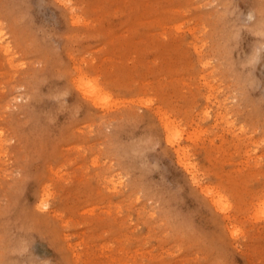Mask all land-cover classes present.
I'll return each mask as SVG.
<instances>
[{
	"label": "rangeland",
	"instance_id": "374dc122",
	"mask_svg": "<svg viewBox=\"0 0 264 264\" xmlns=\"http://www.w3.org/2000/svg\"><path fill=\"white\" fill-rule=\"evenodd\" d=\"M57 1L0 0V264H264V0Z\"/></svg>",
	"mask_w": 264,
	"mask_h": 264
},
{
	"label": "bare ground",
	"instance_id": "6f19581e",
	"mask_svg": "<svg viewBox=\"0 0 264 264\" xmlns=\"http://www.w3.org/2000/svg\"><path fill=\"white\" fill-rule=\"evenodd\" d=\"M59 1L62 2V4H63V3H66V1H68V0H59ZM59 1H57V2H59ZM60 2H59V3H60ZM69 2H70V1H69ZM69 2L66 3V5L69 4V5H67L68 7H70V3H69ZM66 5H64V6H66ZM70 11H71V9H70ZM71 15H72V14H71ZM72 18H73V17H72ZM73 22H74V21H73ZM73 22H72V23H73ZM0 31H1V30H0ZM0 34H1V33H0ZM0 37H1V35H0ZM2 37H3V36H2ZM2 37H1V38H2ZM1 38H0V39H1ZM0 41H1V40H0ZM9 47H10V46H9ZM9 47H8V45L6 44V42L3 43V44H1V42H0V48L5 52V54H6L7 52H10V49H8ZM7 50H8V51H7ZM8 55H9V54H8ZM6 57H7V56H6ZM8 60H9V59H8ZM79 74H80V73H79ZM80 75H81V74H80ZM82 75H83V74H82ZM82 75H81V76H82ZM78 76H79V75H78ZM81 76H80V77H81ZM83 77L86 78V76H83ZM78 78H79V77H77V79H78ZM85 78H83V79H85ZM75 79H76V78H75ZM81 80H82V79H80V81H81ZM87 80H89V79H85V80H82V81H84V82H80L79 79H78V81H79L78 85H77V82H78V81L75 82V83H76L77 86L80 85V87H78V88H79V90L82 88V90H83L82 93H84V94L87 93V95L89 94L88 97L90 96L89 98L92 97V98H94V100L97 99V100L99 101V99L101 98L100 95H101V96L103 95V94L101 93L102 90L100 91V87H98L97 85H94L95 82L93 83V81H92V84H90V85H91V87L94 85V87H92L91 90L87 89V92H85V91H86V88H87V87H88V88L90 87V85L88 86V84L85 82V81H87ZM90 81H91V80H90ZM83 83H84V84L86 83L87 86H85ZM81 84H82V85H81ZM82 86H84V88H83ZM84 89H85V91H84ZM82 90H80V91H82ZM88 90H89V92H88ZM100 93H101V94H100ZM104 95H106V94H104ZM104 95H103L102 98L100 99L101 102L99 101V103H102V100H103V99H106V98L104 97ZM84 96H85V95H84ZM86 97H87V96H86ZM98 101H97V102H98ZM104 101H106V100H103V102H104ZM93 104H94V103H93ZM104 104H105V103H104ZM104 104L102 103L101 106H105ZM96 105H97V104H96ZM99 106H100V105H99ZM106 106H108V105H106ZM106 106H105V107H106ZM218 114H220V113H218ZM221 115H222V114H221ZM221 115H220V116H221ZM218 116H219V115H218ZM221 117H222V116H221ZM222 118H223V117H222ZM167 121H168V120H167ZM168 122H169V121H168ZM168 122H167V123H168ZM167 123H164V127L167 128V129L169 128V130L171 131V134H172V133H175V132H176V133L178 132V131H173V132H172V130L175 129V128L170 129V126H171V125H169L170 123H168V125H167ZM161 124H162V123H161ZM168 126H169V127H168ZM171 127H172V126H171ZM170 131H169V132H170ZM165 132H166V130H165ZM176 133H175V135H176L177 137H179V136H178V133H177V134H176ZM167 134H168V132H167ZM171 134H170V135H171ZM168 135H169V134H168ZM172 135H174V134H172ZM166 136H167V135H166ZM176 136H175V137H176ZM0 137H2V134L0 135ZM3 137H4V136H3ZM1 139H2V138H1ZM168 139H169V138H168ZM176 139H177V138H176ZM4 141H5V140H4ZM173 141H174V140H173ZM173 141H172V142H173ZM167 142H168V140H167ZM169 142H170V141H169ZM176 142H177V141H176ZM185 147H186V146H185ZM3 150H4V149H3ZM186 150H187V149H186ZM182 151H183V150H182ZM175 152H176V154H178V153L180 152V153H181V157L184 156V155H182L183 153L181 152L180 147H177V148L175 149ZM183 152H184V151H183ZM186 153L188 154V152H186ZM179 155H180V154H179ZM177 156H178V155H177ZM178 158H179V157H178ZM179 159H180V158H179ZM185 159H186V158H185ZM181 160H182V159H181ZM178 161L180 162V160H178ZM178 161H177V162H178ZM183 161L185 162V160H182L181 162L184 163ZM186 164H187V163H186ZM193 165H194V164H193ZM189 168H191V167H189ZM192 168H193V167H192ZM187 169H188V168H187ZM188 170H189V169H188ZM186 171H187V170H186ZM192 171H193V169H192L190 172H191V173H194V172H192ZM194 174H195V173H194ZM113 177H114V176H113ZM113 177L108 178V180H109L110 184L112 185V187L114 188V187H115V182H114V178H115V177H114V178H113ZM193 177L196 178V176H193V175H192V178H193ZM193 180H194V179H193ZM195 181H196V180H195ZM195 181H194V182H195ZM116 184H118V183H116ZM43 186H44V185H43ZM205 190L211 191V189L209 190V188H205ZM205 190H204V192L206 193ZM43 191H44V190H43ZM208 191H207V193H208ZM212 191H213V190H212ZM207 193H206V194H207ZM214 193H215V192H214ZM218 193H219V192H218ZM218 193H216V195H217ZM42 194H43V193H42ZM219 194H220V193H219ZM207 195H208V194H207ZM216 195H215V196H216ZM218 196H219V195H218ZM218 196H217V197H218ZM220 196H222V195H220ZM218 198H219V197H218ZM218 198L215 197V199H218ZM222 198H223V197H222ZM215 199H214V200H215ZM44 200H45V199H44ZM212 200H213V199H212ZM46 201H47V200H46ZM216 201H217L218 203H220L221 200L219 199V201H218V200H216ZM216 201H215V202H216ZM224 201H225V200H224ZM217 202L215 203L216 205H221V206H223V205H222V202H221L220 204H217ZM213 204H214V203H213ZM224 205H227V204L224 203ZM38 206L41 207V206H43V205L41 204V205H38ZM221 206H219V207H221ZM34 207H35V206H34ZM225 207H226V206H223V209H225ZM36 208H37V207H36ZM226 208H227V207H226ZM263 210H264V209H263ZM234 229H235V228H234ZM234 229H233V231H236V230H234ZM231 230H232V229H231ZM230 233H231V231H230ZM104 249H105V248H104ZM117 258H118V257H117ZM115 259H116V257H115Z\"/></svg>",
	"mask_w": 264,
	"mask_h": 264
}]
</instances>
